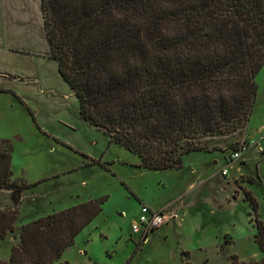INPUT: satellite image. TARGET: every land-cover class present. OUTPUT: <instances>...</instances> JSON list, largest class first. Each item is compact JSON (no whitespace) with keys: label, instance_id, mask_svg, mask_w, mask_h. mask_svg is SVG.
Here are the masks:
<instances>
[{"label":"trees","instance_id":"obj_1","mask_svg":"<svg viewBox=\"0 0 264 264\" xmlns=\"http://www.w3.org/2000/svg\"><path fill=\"white\" fill-rule=\"evenodd\" d=\"M40 8L49 58L80 117L136 155L139 167L181 169L184 156L221 150L205 141L246 127L264 66V0H40ZM11 153L0 140V189L21 192L28 185L12 179ZM245 197L264 254L257 203ZM101 204L89 200L21 226L17 208L0 210V241L19 228L0 264H55ZM229 244L225 235L221 251ZM227 264L264 258L232 255Z\"/></svg>","mask_w":264,"mask_h":264},{"label":"rangeland","instance_id":"obj_2","mask_svg":"<svg viewBox=\"0 0 264 264\" xmlns=\"http://www.w3.org/2000/svg\"><path fill=\"white\" fill-rule=\"evenodd\" d=\"M48 54L40 0H0V140L12 146V179L28 185L17 203L16 194L12 199L9 190L0 189V210L17 208L21 226L102 199L99 215L55 264H200L205 259L204 264H227L232 255L243 262L264 258L245 197L248 192L255 199L264 227V151L257 149L264 139V66L255 77L246 127L205 141L220 151L191 153L181 169L161 172L139 167L136 155L82 120L76 96ZM241 149V156L231 159ZM196 176L202 184L185 194ZM180 195L186 203L199 199L221 206L212 225L217 232L188 262L179 255L183 234L172 222L149 234L145 244L131 231L140 204L157 212ZM18 229L0 241V261H7L19 242ZM223 232L233 241L221 251Z\"/></svg>","mask_w":264,"mask_h":264},{"label":"crops","instance_id":"obj_3","mask_svg":"<svg viewBox=\"0 0 264 264\" xmlns=\"http://www.w3.org/2000/svg\"><path fill=\"white\" fill-rule=\"evenodd\" d=\"M195 153H199V152H195ZM200 153H206V152H200ZM242 159L244 160V157ZM165 171H168V170H165ZM202 181L203 179L201 176H196L194 180H192L189 183V185L186 187L185 194L187 192H191L197 186H200L202 184ZM9 192H11V198L13 199V195L16 192L10 191V190ZM19 193L22 199L23 196L21 192ZM182 196L183 195L178 196L175 199V201L173 200L174 202L172 201L173 205H169L172 209L175 210L177 217L169 221L164 226H167L170 222H172V226L174 230L177 231V234L178 235L183 234L180 237L181 241L179 240L178 242L179 255L188 262L189 260L193 259L192 256L194 253L202 252L203 249L206 247L205 242H204L205 238L208 236H212L213 233L215 234L217 232V231H213L215 227L212 228V225H213L214 217L217 215V213L221 209V206L216 207L214 203L207 204V203L202 202L199 199L191 200L190 202L186 203ZM248 216H249V213H248ZM151 234L153 235L154 232ZM222 234H224L223 240H225V235H227V238L230 240V244H231L233 240L230 237L229 233L223 232ZM4 240H1V241H4ZM147 241H148V236L145 238L142 244H145ZM182 253H187L188 255L183 256L181 255ZM206 261L207 260L205 259L200 264H204ZM188 264H193V263L189 262Z\"/></svg>","mask_w":264,"mask_h":264},{"label":"built area","instance_id":"obj_4","mask_svg":"<svg viewBox=\"0 0 264 264\" xmlns=\"http://www.w3.org/2000/svg\"><path fill=\"white\" fill-rule=\"evenodd\" d=\"M259 152L264 151V139L262 144L257 146ZM242 154V149L238 152L231 154V159L237 160ZM225 174V171L223 172ZM140 215L138 220L131 226L133 234L140 235V238H146L149 234L153 233L160 226L167 224L169 221L175 219L177 214L171 207L164 208L160 211L153 212L148 207L140 204Z\"/></svg>","mask_w":264,"mask_h":264},{"label":"water","instance_id":"obj_5","mask_svg":"<svg viewBox=\"0 0 264 264\" xmlns=\"http://www.w3.org/2000/svg\"><path fill=\"white\" fill-rule=\"evenodd\" d=\"M15 194L17 195V199H15L14 202L17 203V201L19 200V197H20V193L16 192Z\"/></svg>","mask_w":264,"mask_h":264}]
</instances>
